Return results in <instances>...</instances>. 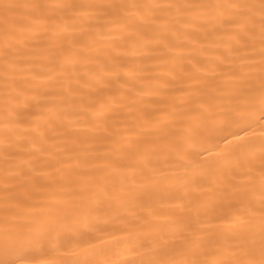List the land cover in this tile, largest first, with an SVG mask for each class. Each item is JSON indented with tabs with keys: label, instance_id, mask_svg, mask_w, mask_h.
<instances>
[{
	"label": "snow or ice",
	"instance_id": "1",
	"mask_svg": "<svg viewBox=\"0 0 264 264\" xmlns=\"http://www.w3.org/2000/svg\"><path fill=\"white\" fill-rule=\"evenodd\" d=\"M0 264H264V0H0Z\"/></svg>",
	"mask_w": 264,
	"mask_h": 264
}]
</instances>
